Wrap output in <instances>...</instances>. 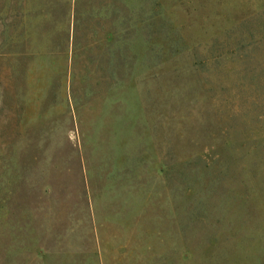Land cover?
Wrapping results in <instances>:
<instances>
[{"label": "rangeland", "instance_id": "374dc122", "mask_svg": "<svg viewBox=\"0 0 264 264\" xmlns=\"http://www.w3.org/2000/svg\"><path fill=\"white\" fill-rule=\"evenodd\" d=\"M80 1L0 0V264H264V0Z\"/></svg>", "mask_w": 264, "mask_h": 264}, {"label": "trees", "instance_id": "16d2710c", "mask_svg": "<svg viewBox=\"0 0 264 264\" xmlns=\"http://www.w3.org/2000/svg\"><path fill=\"white\" fill-rule=\"evenodd\" d=\"M80 4H81L80 0H74L73 19L75 23L79 22L80 18H82V11L80 8L81 7ZM78 45L79 43L77 41V31L74 30L72 37V56L75 58V61L73 60V69H74V64H76V59L77 62L80 64V57L84 54L83 49L79 48L83 46H78Z\"/></svg>", "mask_w": 264, "mask_h": 264}]
</instances>
